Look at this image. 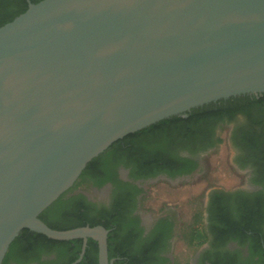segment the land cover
Wrapping results in <instances>:
<instances>
[{
  "label": "water",
  "instance_id": "obj_1",
  "mask_svg": "<svg viewBox=\"0 0 264 264\" xmlns=\"http://www.w3.org/2000/svg\"><path fill=\"white\" fill-rule=\"evenodd\" d=\"M264 93V0H41L0 26V264L39 215L125 135L222 98Z\"/></svg>",
  "mask_w": 264,
  "mask_h": 264
},
{
  "label": "flooded vegetation",
  "instance_id": "obj_2",
  "mask_svg": "<svg viewBox=\"0 0 264 264\" xmlns=\"http://www.w3.org/2000/svg\"><path fill=\"white\" fill-rule=\"evenodd\" d=\"M34 1L38 0H5L2 9L12 11L20 2L28 7ZM263 129L264 93L222 98L160 120L111 144L85 177L79 176L62 194V206L70 211L81 203L84 215L97 221L85 226L107 230L108 264H264V143L262 147L259 142ZM224 145L232 152L231 164L238 172L234 173L246 175L244 185L209 189L201 203L199 231L185 229L178 210L168 201L157 209L145 204L148 186H175L205 175L204 157ZM52 217L48 214L41 220L50 222ZM161 219L172 223L168 239L162 235L163 228H155ZM196 232L206 238L181 263L176 247L188 248L187 236ZM155 241L159 244L152 255L148 253L150 259L138 262ZM82 246L81 239L79 254ZM55 259L54 252L40 257L45 263ZM77 264H98L96 240L87 239Z\"/></svg>",
  "mask_w": 264,
  "mask_h": 264
},
{
  "label": "trees",
  "instance_id": "obj_3",
  "mask_svg": "<svg viewBox=\"0 0 264 264\" xmlns=\"http://www.w3.org/2000/svg\"><path fill=\"white\" fill-rule=\"evenodd\" d=\"M41 0L34 1L33 3H37ZM5 5V0H0V26L4 25L5 23L13 20L16 16L23 13L27 9V5L25 2H20L17 8L13 9L12 11L3 10L2 7ZM6 6V5H5ZM162 122V121H161ZM259 142L263 147L262 143H264V129L262 133L259 135ZM258 142V141H256ZM112 147L114 143H112ZM252 146V144H249ZM255 146V144L253 145ZM111 148V147H110ZM102 155H99L92 159L82 171V175L80 177H85V173L88 169L93 165L94 162L98 160ZM264 176V175H263ZM101 184V183H98ZM62 195L59 196L45 211L40 214L39 218L44 219V217L48 214H51L53 217L50 222H46L47 225L56 230H68L77 227H83L86 224L90 223V226H94L97 221L95 219H89L87 216L84 215L85 210H82L81 203L78 205L72 206L70 211L65 210V207L62 206L65 204L64 201L61 200ZM106 220L105 226L109 228L111 225L112 219ZM108 223V224H107ZM163 228L162 235L165 236L164 239H168L171 234V227L172 223L169 222L167 219H161L156 224L155 228ZM191 236V240H196L194 246H199L206 238V235L201 232H196ZM111 238V237H110ZM73 243L74 246H70ZM191 243V241H190ZM159 243L155 241V243L147 246L146 255H143L138 259V262L145 263L150 259V254L154 248H157ZM19 246V247H18ZM18 247L17 254L13 256L12 250ZM75 248V249H74ZM81 249V239H74L70 241H60V240H53L47 238L46 236L30 232L28 229L22 230L19 235L13 240L10 244L9 249L3 258L1 264H10V261L14 260L17 263H28V262H38V264H70L74 262ZM54 252L56 254V259L53 260V263H45L40 261V257L42 254H51ZM150 255H149V254ZM255 253V252H253ZM148 254V255H147ZM85 259V257H84ZM164 260V259H162ZM169 262L166 259L164 262Z\"/></svg>",
  "mask_w": 264,
  "mask_h": 264
},
{
  "label": "rangeland",
  "instance_id": "obj_4",
  "mask_svg": "<svg viewBox=\"0 0 264 264\" xmlns=\"http://www.w3.org/2000/svg\"><path fill=\"white\" fill-rule=\"evenodd\" d=\"M231 160L232 152L227 146H222L218 151L204 157L205 175L193 177L189 183L175 186L166 183L148 186L145 204L157 209L164 201H168L167 203H171L178 210L185 229L199 231L202 224V216L199 214L201 203L209 189L217 187L228 190L244 185L246 175H237L238 172L234 170ZM194 234L197 233H193L192 236ZM187 240L188 248L182 244L176 247L181 263L185 262L192 249H195L196 240H191L190 235L187 236Z\"/></svg>",
  "mask_w": 264,
  "mask_h": 264
}]
</instances>
